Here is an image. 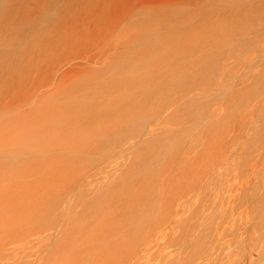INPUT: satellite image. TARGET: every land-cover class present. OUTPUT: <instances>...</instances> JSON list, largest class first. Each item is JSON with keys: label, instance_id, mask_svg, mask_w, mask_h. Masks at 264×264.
<instances>
[{"label": "bare ground", "instance_id": "6f19581e", "mask_svg": "<svg viewBox=\"0 0 264 264\" xmlns=\"http://www.w3.org/2000/svg\"><path fill=\"white\" fill-rule=\"evenodd\" d=\"M91 1L0 0V135H40V140L45 134L56 136V132L64 138L69 135L65 126H56V118L35 128L28 126L30 117L41 112L27 109L28 88L37 75L46 73V63L51 61L61 68L76 60L86 65L79 62L62 73L61 82L67 77L71 79L63 87L67 92H62L59 97L64 104L54 108L53 112L56 115L58 111L77 130L88 132L90 151L109 145L120 148V156L111 155L109 165L97 172L100 181L96 180V173L85 189L75 186L74 190L78 192L70 199L67 209H63L56 198L42 193L34 197L38 211L33 213L42 212L38 217L30 215L27 207L16 204L12 212L16 215L22 213L27 227L17 223L0 224L4 226L7 238L14 237L18 231L24 236L29 228L42 227L46 220H54L56 224L57 215V220L64 222L67 231L72 229L80 237L87 234L101 239V235L86 228V220L92 222L109 215L108 204L118 203L120 199L116 192L128 187L120 189V185L134 183L144 186L147 192H159L161 188L147 174L161 160L169 159L170 166L178 165L184 158L177 149L186 144L183 152L192 151L189 140L195 134L206 136L210 133L201 111L228 98L234 105L240 104L244 99L258 97L264 90V48L255 56L250 57L252 47L246 53L236 55L245 45L247 30L264 21V0H196L138 11L137 21L125 28L117 44L112 42V37L104 36L106 32L102 26L108 24L107 21L86 18L88 9L94 7ZM102 1L105 4L106 0L99 3ZM185 42L194 47H187ZM64 49L69 51L65 53ZM71 50L73 52L69 55ZM234 56H238L236 63H232ZM37 80L32 82L36 91L41 85L39 81L35 83ZM99 92L107 95V108L94 112ZM52 95L57 96L56 92ZM263 112L264 102L262 115ZM220 114L215 110L209 112V117L214 120ZM139 118L143 121L140 122ZM115 119L120 123L115 124ZM188 121L192 123L184 125ZM94 124L100 125L101 130H106V126L107 135L101 134L98 139L100 136L96 134L101 130L93 128ZM257 134L254 132L248 147ZM23 142H17L18 146L13 148L11 146L15 144L0 141V170L23 168L29 164L41 166L50 158L45 157L52 154L49 149L34 152L28 143ZM38 143L43 144L42 141ZM19 145L24 148L19 149ZM75 155L76 158L86 156ZM128 156L131 160L127 159ZM56 159L60 160L55 155L50 161ZM25 171L28 170H20L18 175ZM76 172L80 173L79 170ZM110 172L114 175L110 176ZM217 181L214 176L200 190L199 186L192 188L193 195L200 199L193 208V215L205 203L204 191L215 186ZM147 192L143 194L144 198H148ZM126 200L129 202V197ZM142 204L140 197L131 203L132 210L137 209L134 213L142 217L140 221L130 225L126 219L111 227L110 231L136 242L138 232L145 227L142 219L154 212ZM61 210L68 215L67 219L60 217ZM99 231L104 233L101 227ZM94 239L91 243L74 242V247L89 264H98L111 252L118 254L124 245L120 241L106 243L99 251ZM204 241L205 237H202L201 242ZM25 249H9L8 240H1L0 264H18L14 256ZM42 253H47L46 257L38 264H56V246L52 240L39 254ZM239 264L253 263L241 260Z\"/></svg>", "mask_w": 264, "mask_h": 264}, {"label": "rangeland", "instance_id": "374dc122", "mask_svg": "<svg viewBox=\"0 0 264 264\" xmlns=\"http://www.w3.org/2000/svg\"><path fill=\"white\" fill-rule=\"evenodd\" d=\"M100 1H91L94 7L88 9L86 18L107 21L108 24L102 26L103 32H106L104 36L110 39L112 37V42L117 44L128 25L137 21L138 11L155 9L169 3L184 4L196 0H106L104 2L106 5L103 1L99 3ZM263 22L247 30L245 45L241 46L236 55L246 53L247 49L252 47L250 49L252 53L249 52L251 57L264 48ZM184 44L190 48L194 47L189 42ZM64 51L66 53L69 50L64 49ZM72 52L71 50L69 55ZM238 56L233 57L232 63L237 62ZM79 62L86 65L85 62L76 60L61 68L54 66L51 61L46 63L45 71L49 75L47 76L46 73L37 75L34 79L38 78L35 83L39 81L41 84L38 86L40 87L38 91L32 87L34 80L30 82L31 86L28 88L27 109L41 111L38 115L30 117L28 126L35 128L45 121L56 118V126H65L64 130L69 135L64 138L56 132V136L52 134L41 136V140L38 139L40 135L38 137L0 135V141L15 144L11 146L13 148L18 146L17 142L25 141L34 152L41 149H49L52 152L51 155H45L50 158H47L41 166L29 164L23 168L6 167L0 170V224L17 223L27 227L22 213L16 215L12 211H15V206L18 204L27 207L30 215L40 216L42 214L40 211L33 213L38 211L34 199L38 193L56 198L62 208L67 209L70 199L76 197L78 192L74 190L75 186L85 189L88 181L92 180L98 171L101 172L100 169L105 165H109L108 158L111 155L120 156V148L113 145L90 151L88 132L77 130L73 123L68 124L58 111L56 115L53 112L64 104V100L59 97L62 92H67L63 87L71 79L67 77L61 82L62 73ZM236 89L241 90L238 86ZM55 92L56 97L50 96ZM259 93L258 97L244 99L240 104L234 105L228 98L201 111L206 122L205 126L211 130L210 133L206 136L195 134L188 142L189 148L194 149L192 151L187 149L183 152L187 145H181L177 151L179 153L181 150L184 159L178 165L170 166L169 159L161 160L159 165L147 174V177L161 188L159 192H147L144 186L134 183L120 185V189L128 187L124 191L116 192L120 199L118 203L108 204L109 215L106 214L104 218L100 216L98 220L94 219L92 222L86 220V228L101 235V239L91 238L87 234L80 237L72 229L67 231V226L57 220L56 215V224L54 220H46L42 227L29 228L24 236L18 231L20 235L15 234L14 237L7 238L4 226L0 225V241L8 240L9 249L26 248L23 253L18 251L14 256L18 264H31V262L38 264L41 258L46 257L47 253L45 255L39 253L49 240H52L56 246V264H89L81 257V252L74 247V242L81 240L84 243H91L93 239L99 251L106 243L120 241L121 245L124 244L118 254L111 252L98 264H239L241 260L264 264V201H262L264 200V112L263 115L261 114L264 90ZM45 95L49 96L44 97ZM97 101L98 106L94 107V112L107 108L105 93L99 92ZM215 110L221 114L219 118L216 115V119L213 120L209 117V112ZM139 119L140 122L143 121ZM113 122L120 123V120L115 119ZM191 123L192 121H188L184 125L189 126ZM94 127L101 130L98 124H94ZM104 128L107 130L106 126ZM106 130H101L102 132L100 131L96 136L99 137L101 134L106 136L108 133ZM254 132L258 134L252 140L253 144L248 147ZM100 138L101 136L98 139ZM41 141L43 144L38 143ZM23 148L24 146L19 147V149ZM76 153L86 156L76 158ZM55 155L60 160L50 161ZM127 159L131 160L129 156ZM22 169L28 171L18 175ZM98 173L95 178L100 181L101 176ZM111 174L113 173L110 172L109 175L112 176ZM214 176L218 180L216 185L207 187L204 191L205 203L199 212L193 215V208L198 205L200 199L193 195L192 188L199 186L200 190L206 181ZM127 189L129 196L126 193ZM145 192L148 198H144ZM127 197L129 202L126 200ZM139 197L143 202L142 206L145 209L152 208L154 212L142 219L145 221V227L138 232V240L135 242L130 238L126 240V236L112 233L110 230L126 219L131 222L130 225L140 221L142 217L134 213L137 209L132 210L131 206V203L136 202ZM60 217L67 219L68 215L62 211ZM100 227L104 233L99 231ZM202 237H205L203 243ZM66 259L68 261L64 263Z\"/></svg>", "mask_w": 264, "mask_h": 264}]
</instances>
